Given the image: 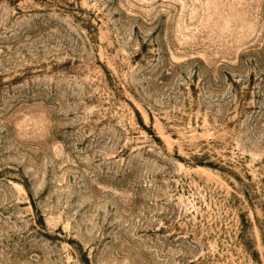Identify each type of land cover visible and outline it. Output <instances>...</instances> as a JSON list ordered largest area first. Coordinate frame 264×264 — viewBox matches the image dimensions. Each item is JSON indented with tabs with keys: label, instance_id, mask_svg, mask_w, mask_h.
Returning <instances> with one entry per match:
<instances>
[{
	"label": "rangeland",
	"instance_id": "374dc122",
	"mask_svg": "<svg viewBox=\"0 0 264 264\" xmlns=\"http://www.w3.org/2000/svg\"><path fill=\"white\" fill-rule=\"evenodd\" d=\"M0 264H264V0H0Z\"/></svg>",
	"mask_w": 264,
	"mask_h": 264
}]
</instances>
